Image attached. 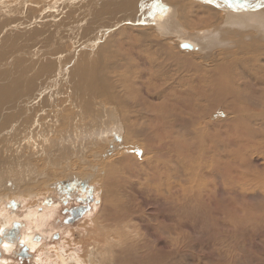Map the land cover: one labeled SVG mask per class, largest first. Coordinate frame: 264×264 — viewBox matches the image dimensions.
I'll return each instance as SVG.
<instances>
[{"label": "rangeland", "instance_id": "rangeland-1", "mask_svg": "<svg viewBox=\"0 0 264 264\" xmlns=\"http://www.w3.org/2000/svg\"><path fill=\"white\" fill-rule=\"evenodd\" d=\"M121 1L0 0V88L5 89L6 91L1 96L0 101V106L3 107L2 109L0 107V154L2 153L0 155V164L8 159L7 157L10 153L15 155L17 151L20 153L22 148L25 150L27 147V143L24 142V138L22 136H20L22 139L18 142L14 140L15 138L12 139L15 131L19 133L21 132V134L24 132V134H29L30 129H35L37 132H39L40 129V131H44L47 128L46 124L51 129L52 126L57 124L59 121L60 123L58 122V124L55 125V129L53 128L55 131L53 132L54 135H51L49 140L55 139L54 142L55 144L58 143V145L61 143V140L63 139V136L65 135V132L69 126V117L76 114L79 109V107H76V99L73 97L74 89L72 82H74V77H76L78 74L77 71L79 72L83 70H77V68L82 64L83 66H86V63L90 67L96 66V71L99 72L96 59L99 46L107 43L111 44V48L108 50H104V48H102V52H104L102 54L105 56H103L100 61L102 64L114 66V68L110 70L112 71L110 72V80L112 83H117L116 78L118 75L129 77L131 72L130 68L128 69V67H131L132 65L134 67V72L139 71V69L141 71L139 75H136L138 78H135V83H133L134 86L140 89L143 98L148 99L153 104H155L166 100V98L169 102L175 98L184 101V103L195 101L200 95L202 88L205 89L204 85L199 80V75L202 71H208L210 73L214 67L217 68V66L220 65L219 63H235V61L241 55L240 50L237 49L238 47L234 50V45L237 43L241 45L245 44L244 42L249 41L248 45H250V48L253 49L251 45L254 46L255 42H257V44L262 42L261 40H258V38L252 37V35L256 34L255 32H257L255 27L249 25V27H246L244 31L236 30L234 27H232L231 22L227 23L229 22V20H227L229 17L225 14L226 11L222 10L226 9L228 11V9L224 5L217 6L213 16L210 13H206L205 16L209 19L211 18V26L216 25V29H219L218 31H225V39L223 40H226L227 42L225 47H221V49H219L221 51L218 50L217 53H220V55H213L212 62L207 60L209 62L208 63L206 61H202L201 58H199V60L195 53L186 50H180L175 36L161 38L159 33L155 31V29H152L153 27H151L150 13L151 11L155 10V5L159 4L160 2L162 4L177 5L178 13L177 11L175 13L178 14L179 19L188 29L195 31L205 28L209 25L205 24L207 19L205 17L194 16L193 5H195V3H193V1L130 0V5L125 4L123 8H118ZM190 3H193L192 6L187 8L186 5H191ZM45 7L47 9H45ZM190 11H192L191 14ZM229 11L231 12V10ZM216 12L218 15L215 14ZM142 14L145 17L149 16L150 18H148V20L144 19L141 23V19L144 17ZM126 17H129V19L125 20ZM214 19L217 20L215 21ZM54 20L56 22H54ZM113 20L115 22H113ZM93 21H98V25H100L98 29L93 27V30H91V27H87L88 25L92 24ZM62 23L63 30H61V33L59 32L61 34V37H59L57 33L58 30H60ZM40 34L44 36L42 37ZM89 35L91 38H88ZM40 37L42 39H40ZM86 38H88L90 42L84 43L83 41ZM229 38H231L232 41ZM136 44L139 45L138 49L134 47ZM146 48H149L150 51L148 49L146 50ZM255 48L256 49L253 55L259 56L260 49L263 47L256 45ZM113 51H115L114 54ZM37 52H39V54H37ZM158 52L160 54H158ZM62 54L64 56H61L62 58L60 59V55ZM148 55L149 57L150 55L152 57V60H150L151 62H153L154 59L157 60L158 65L156 69L159 73H162L161 78L159 79L153 76L151 78L152 84L149 86L145 84V74L149 72H155L156 69L154 67L152 68L151 66H147L150 59ZM40 57H43L42 60ZM91 57L94 58L93 61L90 60ZM25 61L27 62L25 63ZM204 62L206 63L204 64ZM63 64L65 69L63 68ZM239 64H242V62L239 61ZM117 66H120V68ZM135 66H138L139 69H136ZM49 68H51L52 71H50L51 69ZM124 70L126 71L125 73ZM62 71L65 73H61ZM227 72H229V77L231 72L233 74V69H228ZM115 73H117V75ZM55 74H57L58 77ZM205 77L207 78L208 76ZM119 78L120 77H118V79ZM202 78L206 80V78ZM28 79L32 82V79H35L33 86L30 88L28 85L29 87L27 86L23 88V86H21L22 83H27ZM50 80L54 82L51 83ZM5 81L7 83H5ZM48 83H51L52 86L51 84L48 85ZM56 85L57 87H55ZM52 87H54L55 90ZM119 87L120 86H118L116 89L118 90ZM121 87L118 90L119 94H122V98L128 99L129 95L127 91L123 90L125 89L124 86ZM112 97L113 96L111 94L106 93L102 89L97 91L95 93L94 99L98 107L97 113H100V115L92 116L93 119H83L82 126L77 128L75 131V142L72 143V140L70 139L68 141L66 140L64 143L68 145V149L73 148L74 146L77 148V150H81L82 143H86L85 145L89 147L84 149L85 155L83 156V159L77 156L80 154V152L78 154L72 155V153L67 151V154L64 153V155L62 152L58 151V146H56L53 148L52 153H47L46 155L45 153L41 155L39 152H36V150H32L33 152L35 151V155H33L31 150H25L26 154L24 157H18L20 159L19 163L21 164V169H19V166L14 167V162H8L10 164H7L8 166L6 167L10 169L5 168V171H11L10 173L12 174L8 173L6 178L11 175L14 178L18 176L20 177H18L13 183L15 186L10 187L14 189V192L10 191V188H7V185L0 186V197L6 196V201L0 200V214H6L5 217L2 218V221L7 224L13 221L24 223V226L22 227V241L26 239V234L33 235L34 233L36 238L38 235H41L42 237L38 241L33 240V242L37 243V247L27 243L24 240L26 244L29 245V247L31 246L30 252L34 254L32 257L24 256L22 253L15 254L13 251H10L11 244L6 243L8 247H6L7 249L4 248L3 250L4 252L2 258H0V264H100V261H98L99 256L101 257V262H103L102 264H116L117 262H126L128 264H264V199L259 196V194L263 196L264 186L260 188H256L255 186L253 188L248 186H245V188L244 186L242 187L245 193L249 195H255L257 201L247 198L243 204L240 199H232L230 203H225L228 202L230 196L224 195L222 190L224 174L222 171H214L213 185L216 188L215 191L219 190L216 193V199L218 198L217 204L223 209L225 207L228 208L229 205L234 208H241L247 212L243 214V219L239 221L236 219H230L226 217L223 212H220L217 215L218 218L221 221H229V225L218 226L214 221L215 215H210L209 212H206L199 204L196 206L197 208L194 207L195 202L190 199H187L188 201L186 202V205L189 206L190 209L187 210L185 208L186 212L181 213L177 207V201L172 200L171 197L170 199L168 198L167 190L169 185L174 182L178 171H192L193 162L187 163L185 167L181 169L180 165L178 164V161L181 159V157L175 153H172L171 155L168 153V156L161 160L152 157V160L155 162L158 160L162 161V165H157L158 162L156 164L151 162L152 154L144 153L146 149L145 147L153 144L157 146L159 143L152 141V139H145L144 136H139L137 137L138 139H126L125 134L128 129V125L122 118L124 112L121 110V107H119V105L112 100ZM253 97L255 98V95H253ZM101 102L104 104L100 105ZM166 103L168 104V102ZM27 104L29 105L27 106ZM60 104L63 106V108ZM73 104H75V106ZM46 110H48L49 113H47ZM18 111L20 112L18 113ZM28 111L30 112L28 113ZM111 111H113L115 114V121L112 122H114L116 125L117 132L121 133V140L114 139V134L108 133L107 131L104 139L105 141L100 140L102 143L100 142L96 148L93 145L92 147L90 145L91 141L94 138L98 139L99 132L102 130V124L99 123L101 118H103L101 115H107ZM20 113H22V115ZM79 113L82 114L83 111L80 110ZM152 113H155V111H152ZM48 114L51 116H48ZM59 116L60 118H63L60 119ZM228 116V112L219 110L212 113V115L208 117V120L210 122H218L224 120V118H228ZM55 117L58 119L57 122L54 121L56 120ZM31 119L33 122L28 121ZM26 123H31L33 126L30 124L29 127ZM11 125L15 131L12 129ZM42 128L45 129L43 130ZM6 129H8V131ZM169 133L173 134V130H170ZM39 135L40 133H38L36 136V139L38 140L36 144L41 142V146H43L44 141H46L48 137L46 138L45 133H43L42 136ZM176 135L179 134L174 133L173 136L175 137ZM2 139L4 140L2 141ZM109 140L110 142L111 140L112 142H115L114 145L118 146V144H120L119 146L121 147L118 148L116 146L117 149H111L106 153L108 155H106L104 158L100 157L103 153H99V156H97V159L95 160L94 156L92 155L93 151L99 149L100 146L102 147L103 151L106 150L110 146ZM28 141L31 142L32 139ZM12 142L14 144H11ZM12 147L14 152L11 151ZM246 147V152L252 153V151L249 150L251 149L250 146L246 145ZM38 148L39 147H37V150ZM120 148L125 150L127 154L124 156L116 155L115 152H118ZM70 150L72 151V149ZM75 153H77V151H75ZM143 154H145V156ZM134 156H137V160L140 162L137 164V166H134L133 164ZM248 156L253 158L254 164L257 161L256 165H261L262 162L264 163V159L262 157L263 155L260 157V155H255L252 153L248 154ZM3 157L6 158L4 159ZM110 160V163L112 164L105 168ZM207 162L208 156L205 155L201 162L202 167H200V171H202V173L211 171L210 168L203 166V164L206 165ZM11 163L13 165H11ZM147 163L150 164L152 169L148 167ZM32 165L34 168H32ZM90 165L97 166V169L91 170ZM23 167L24 172L20 171L21 175L23 176L18 173L17 176L15 174L16 171L22 170ZM66 167L67 169L65 170ZM13 168H15V170H13ZM252 168L250 171H233V175L235 178H237L236 176H239L238 178L244 176L247 177L248 174L251 175L253 173L252 171L254 170ZM27 171L32 172L30 173ZM13 172H15L14 175ZM76 172L85 175L82 176L83 181H86V185L83 187V189L79 187L80 185H75L74 188L70 187V183H72L71 178H76L73 175V173ZM244 172L246 174H243ZM113 173L120 174V179L123 180L120 181V183H125V191L130 194L131 202L133 203L135 201L136 205L132 206L130 204H124L125 206L118 207L116 204L110 203V201L106 200L107 202H105L104 195L101 191L102 188L100 185V178L102 176L107 177L109 174L112 175ZM136 173L138 175H136ZM151 173L157 174V179L154 183L146 179V176ZM28 174L32 176L30 177ZM24 175L28 176L24 177ZM76 176L77 179H79L80 176ZM20 178L24 180V183L22 182L24 186L21 183ZM68 178L71 181L68 182L69 184L67 182L65 183ZM199 178L202 179V181L205 180V178L197 176V183L201 182ZM59 181H63L65 184H60ZM159 181H161L163 186L157 185ZM55 183L57 184V187H54L53 185L51 186V184ZM30 184H32L31 187ZM186 185H191L193 188L191 182L186 183ZM205 187L209 189L207 185ZM55 188L58 190L57 192L53 191ZM201 189L203 192H206L204 187ZM171 190L176 196L180 195L179 186L173 185ZM247 190L251 191L252 193H249ZM197 191L201 192L199 186H197ZM160 193H162V196ZM16 195L20 198L14 199V197H11ZM27 195L30 196V198H27ZM183 201H185V199H180V202ZM11 202L15 203L16 205H7ZM81 205H86L88 208L78 219L71 221V209ZM193 207L196 209L195 211H193ZM33 208L36 209L35 215H39V219L36 218L39 221H36L40 224H37L33 217L31 218V215L28 216ZM50 209H53L54 212ZM112 209L115 211H124L126 213L129 212L130 218L128 214V222L132 231L128 232L127 234L129 235V241L134 238L136 243L139 241L141 242L140 244H143V246L146 244L145 249L140 251L136 250L134 252L131 250V244H128V241L124 240L125 236L121 235V230L119 228V230H114L115 226H117L116 220H110L106 217L108 214L109 216L112 214ZM241 209L239 211H241ZM48 211L51 212L49 213ZM41 214H44V217ZM157 214L163 215L168 228L176 229L177 234L173 233L170 235L168 232L167 235H163L158 228L157 219H155ZM47 215H49V217ZM175 215H179V218L184 221L182 225L175 224L172 218ZM30 219L32 220V223ZM41 221L43 222L42 224ZM231 221H235V223H230ZM11 224H8L9 227H11ZM32 225L36 228L32 229ZM121 225L123 227V224ZM228 229H230L231 232L227 233L226 231ZM242 229V235L238 236L237 234H233L236 231L241 233ZM106 246L108 249H106ZM97 250L100 251L98 257L94 256L95 251ZM121 251H125V253L122 252L119 254ZM145 257L147 258V262H142ZM157 258L158 260H155ZM161 258L164 259L162 260ZM65 259L68 260L67 263L65 262Z\"/></svg>", "mask_w": 264, "mask_h": 264}, {"label": "bare ground", "instance_id": "bare-ground-1", "mask_svg": "<svg viewBox=\"0 0 264 264\" xmlns=\"http://www.w3.org/2000/svg\"><path fill=\"white\" fill-rule=\"evenodd\" d=\"M115 1L117 2L118 0H115ZM187 1H195V3L197 2V0H187ZM211 1L217 3L215 5H218L219 3H220V5H223L218 0L217 1L211 0ZM258 1L259 0H254V2L253 1L251 2L250 0H236V1L232 2L237 7H250L252 5L254 6L253 7L254 9L247 10V11H236V10L230 9V8H228V7H226L224 5L228 9V11L226 9H222V10H225L226 12H228V13H226L225 11H223L229 17V19H227V20H229V22H227V23L231 22L232 27H234L238 31H244V29L246 27H249V25L255 27L257 32H255L256 34L252 35V37H256V38H258V40H261L262 42L259 43V44H257V42H255L254 46L251 45L253 47V49L250 48V45H248L249 41L244 42L245 44H241V45L239 43H237V44L234 45V50H235V48L238 47L237 49L240 50L241 55L235 61V63H229V64H227V63H219L220 65L217 66V68L214 67L210 73L208 71H202L200 73V75H199V80L204 85L205 89L202 88V91L200 92V95L197 97V99L195 101H193V102H185L184 103V101L179 100L178 98H175L174 100H171V102H169L168 99L166 98V100H163V101H161L159 103L153 104L148 99L143 98L142 95H141L140 89L135 87L134 84H133V83H135V78H138V77H136V75H139L140 72H141L138 66H135L136 69H139V71H137V72H134V67L132 65H131V67H128V69L130 68V72L131 73H130V76L128 74L127 75L130 78L118 75V77H120V78L118 79V77L116 76L117 77L116 78L117 79L116 80L117 83L116 84L112 83V81L110 80V72H112V71H110V70L113 69L114 66L113 65L109 66L108 64H102L101 61H100V59L103 56H105L104 54H102V53H104V52H102V48H104V50L105 49L108 50V49L111 48V44L107 43V44H104L102 46H99V51H97L98 54H97L96 59H97V63H98L97 66L99 68V72L96 71V66L95 67H90L85 62L84 63H85L86 66H83V64H82V65H80L77 68V70H83L84 71V73H83V71H79V72H82V73H79L77 71L78 74H77L76 77H74V82H72L73 83L72 84L73 85V89H74L73 97L76 99V107H79V109H78V112L76 114H74L73 116L69 117L70 118L69 126H68V128H67V130L65 132V135L63 136V139L60 136V138L62 139V140L60 139L61 143L59 142L60 144L58 145V143L55 144V142H54L55 139L49 140L50 136L54 135L53 132H55L54 131L55 125H57L58 122H59V121L57 122L58 119L56 117H55L56 120H54V121H56L57 124H54L52 126L51 123L49 122L50 125L52 126L51 129L46 124L47 128L46 127H45L46 129L42 128L43 130L45 129L44 131H40L41 129L40 130L38 129L39 132H37L35 129H33V130L30 129V133L29 134H24L25 132L23 134H21V132L20 133L16 132L15 129H13V126L11 125L12 129L15 131L12 139L15 138L14 140L18 142V141H20L22 139L20 137V136H22L24 138V142L27 143L26 144L27 147L25 148V150H31L33 155H35L34 154L35 151L33 152L32 150H36V152H39L41 155L44 154V153L46 155L47 153L48 154L52 153L53 148L58 146L57 147L58 151L62 152L63 154L66 153L67 151L72 153V155L73 154H78L80 152V154L77 155V156H79V158L83 159V156L85 155V150L84 149L89 147V146L85 145L86 143L85 144L82 143V149L80 148L81 150H77V148L74 147V146H73V148H69L68 149V145H66L64 143H65L66 140L68 141L70 139L72 140V143L75 142V140H74L75 139V131H76L77 128L82 126L83 119H87V120L89 118L93 119L92 116L100 115V113H97L98 107H97V104L95 102L94 96H95V93L97 91L102 89L106 93L111 94L113 96L112 100L115 101L119 105V107H121V110L124 112V115L122 116V118H123L124 122L128 125V127H127L128 129H127L126 134H125V138L126 139H128V138H130V139H135V138L138 139L137 137H139V136L143 137L144 136L145 139H152V141H156L157 143H159V144H157V146H155L153 144V145H148L147 147H145L146 149H145L144 153L152 154L151 162H153L154 164H156L158 162L157 165H159V164L162 165V161H160V160L163 159L164 157H167L168 153L170 155L172 153H175V154H178L179 157H181V159L178 161V164L180 165L181 169H183L187 163L193 162L192 171H178V173H177V175H176V177L174 179V182L169 185L168 190H167L168 198L170 199V197H171L172 200L177 201L176 204H177V207L179 208V210L181 211V213H185L186 212L185 208L187 210L190 209L189 206L186 205V202L188 201L187 199H190V200H192L193 202L196 203V204L194 203V205H195L194 207H196L199 204L201 207L204 208V210L206 212H209L210 215H212V216L215 215L214 216V221L216 222L215 224H217L218 226H220V225L221 226L229 225V223H228L229 221H221L218 218L217 215L220 212H223L226 215V217H228L230 219H236L238 221L242 220L243 217H244L243 214L247 213L246 211H244V210H242L241 208H238V207L234 208L231 205H229L228 208L225 207L223 209L222 207H220L217 204V199L218 198L216 199V193L219 190L215 191L216 188L214 187L213 182H214V171H222L223 174H224V182H223V189L222 190H223L224 195L230 196L228 202L224 201L225 203H230L232 201V199H236V200L240 199L242 201V204L245 203L247 198L256 200V196L255 195H249V194L245 193L243 191L242 187L244 186V188H245V186H248V187L253 188L255 186L256 188H260V187L264 186V163L262 162L261 165H256L257 161L254 164L253 163V158L249 157L250 155L248 156V154H252L253 153L255 155H260V157L263 155L262 157L264 159V1L262 2L263 6H260L259 8H255L256 4H258ZM55 3H58V2H55ZM129 3H131L130 0L129 1L123 0V1L120 2V6H118V8H120V7L123 8L125 6V4L130 5ZM139 6H141V5H139ZM202 6H204V5H202ZM262 7H263V9H262ZM154 8H155V10L151 11V13H150V15H151V27H153L152 29H155V31H157L159 33L161 38L162 37L168 38L169 36H175L176 39H177L178 47L180 46L181 43H183V41H188L189 42V40H190L194 44V46L197 47L194 50H190V52L195 53L197 55L198 59L201 58L202 61L208 62L210 60L209 62H212L213 55H215V56L216 55H220V53L219 54L217 53L218 50L221 49V47H225L226 46V42L227 41L223 40V39H225L224 36H225L226 33L223 30L218 31L219 29L218 28L216 29V25H214V26L208 25L205 28L193 31V30L188 29L182 23V21L179 19L178 14L175 13L176 11L178 13V6L177 5H175V4H171V5L162 4V3L159 2V4H156ZM208 8H210V7H208ZM214 8L212 9V11L209 10V12H207V11L206 12L212 14V16H213L214 12L216 11ZM45 9H47V8L45 7ZM49 10H50V8H49ZM124 10H125V8H124ZM124 10H123V12H124ZM205 10H207V9L205 8ZM229 10H231V12ZM165 11H166V14H162ZM119 12H118V15H119ZM191 12L192 11H190V14H191ZM233 12H243L244 14H237V13H233ZM51 14H52V12H51ZM139 14H140V12H139ZM215 14H217V12ZM146 17L144 16L141 19V23L143 22L144 19L148 20V18H150L149 16L147 18ZM216 18H218V17H216ZM224 18H226V17H224ZM128 19H129V17L125 18V20H128ZM114 20H113V22H115ZM139 20H140V18H139ZM214 20L216 21L217 19H214ZM219 20H221V19H219ZM123 21H124V19H123ZM54 22H56V21L54 20ZM108 23H110V22H108ZM141 23H140V25H141ZM16 24H18V23H16ZM99 26L100 25H98V21H95V22L93 21V23L88 25L87 27H91L92 28L91 30H93V27L98 29ZM17 27H15V28H17ZM60 27L61 28H60V30H58V33H57L59 35V37H61L60 33H61V30H63V23L61 24ZM96 34H98V33H96ZM238 34H240V33H238ZM40 35L42 36V34H40ZM88 38H91V36L89 35ZM88 38H86L83 42L84 43L90 42V40ZM40 39H42V38L40 37ZM229 39H231V38H229ZM46 40H47V38H46ZM231 41H232V39H231ZM233 42H234V40H233ZM75 43H76V41H75ZM145 43H147V42H145ZM98 44H99V42H98ZM256 45H260L261 47H263V48L260 49L259 56L253 55L254 52H255V49H256L255 48ZM141 46H142V44H141ZM134 47L138 49L139 45L136 44ZM145 47H147V46H145ZM230 48H232V47H230ZM140 49H141V47H140ZM147 49L149 50V48H146V50ZM143 50H142V52L144 53ZM180 50H184V49L180 48ZM186 51H188V50H186ZM219 51H221V50H219ZM114 52L115 51H113V54H114ZM37 54H39V52H37ZM42 54H44V53H42ZM94 54H96V53H94ZM148 54H150V53H148ZM158 54H160V53L158 52ZM61 56H64V55L63 54L60 55V59L62 58ZM90 56H91V54H90ZM148 57H149V55H148ZM40 58H39V60H40ZM42 58H41V60H42ZM149 58L150 59H149V62L147 64V66H151L152 68L154 67L156 69L157 65H158L157 60L154 59L153 62H151L150 61V60H152L151 55H150ZM183 59H184V57H183ZM41 60H40V62H41ZM90 60L93 61L94 58L91 57ZM239 61L242 62V64H239ZM26 62L27 61H25V63ZM206 62H204V64ZM220 62H221V60H220ZM230 62H231V60H230ZM81 63H82V61H81ZM64 64H63V68L65 69ZM135 64H137V63H135ZM68 66H69V64H68ZM120 66L119 67L117 66V67L120 68ZM26 68H27V66H26ZM231 68L233 69V74L231 72L230 76L228 77V73L230 71L229 72H227V71H228V69H231ZM18 69H19V67H18ZM36 69H37V67H36ZM49 69H51V68H49ZM114 70H116V69H114ZM159 70H160V68H159ZM50 71H52V69ZM63 72L64 71H62L61 73H63ZM125 72L126 71L124 70V73ZM34 73H36V72H34ZM54 73H55V71H54ZM117 73H115V74L117 75ZM119 73H121V72H119ZM122 73H123V71H122ZM19 74H20V72H19ZM161 74L162 73L161 72L159 73L157 69H156L155 72H151V73L149 72V73L145 74V77H146L145 84L147 86L151 85L152 84L151 78L154 76L155 78L159 79V78H161ZM252 74H255V75H252ZM31 75H33V74H31ZM53 75H50V76H53ZM55 75L57 76V74H55ZM205 76H208V77L210 76V77L206 78ZM202 77L206 78V80H204ZM36 78H38V77H36ZM1 79H3V78H1ZM32 80L34 82L35 79H32ZM113 80H114V78H113ZM28 81H29V79H28ZM28 81H27V83H22L21 86H23V88H24V87H27L29 85L30 88H31L34 83L32 81H29V82ZM53 82L51 81V83H53ZM5 83H7V82L5 81ZM50 84L48 83V85H50ZM51 86H52V84H51ZM118 86H120V87L124 86L125 89H123V90L127 91L128 95H129V98L127 97L128 99H124V98L121 97L122 94L120 95L119 91H118L120 87L118 88V90L116 89ZM55 87H57V85ZM52 88L54 89V87H52ZM121 88H123V87H121ZM37 89H38V86H37ZM24 91H26V90H24ZM207 91H209V92H207ZM255 91H256V94H255ZM5 92H6L5 89L0 88V101H1V96ZM68 92H69V90H68ZM17 95H18V93H17ZM253 95H255V98L253 97ZM21 96H23V95H21ZM58 99H59V97H58ZM4 100H6V99H4ZM130 101H132V102H130ZM166 102H168V104ZM52 103H54V102H52ZM55 103H56V101H55ZM43 104H44V102H43ZM103 104H104L103 102L100 103V105H103ZM28 105L29 104H27V106ZM54 105H56V104H54ZM73 105L75 106V104H73ZM0 107H1V109L3 108L2 106H0ZM62 108H63V106H62ZM28 109H29V107H28ZM80 110L83 111L82 114L79 113ZM219 110L224 111V112H228L229 113L228 118H224V120H221V121H218V122H214V121L210 122L208 120V117L210 115H212V113H214L216 111H219ZM36 111H37V109H36ZM46 111H47V113H49L48 110H46ZM152 111H155V113H152ZM19 112L20 111H18V113ZM29 112L30 111H28V113ZM20 114L22 115V113H20ZM40 115H42V114H40ZM114 115L115 114H114L113 111L109 112L107 115H105V114L101 115L103 118H101L99 123L102 124V130L99 132L98 139L94 138L91 141V143H90L91 146L93 145L96 148L101 141H105L104 139H105V136L107 134V131H108V133L114 134V136H115L114 139L121 140L120 137H122V135H121V133L117 132V130H116L117 127L114 124V122H112V121H115L114 120ZM6 116H7V114H6ZM48 116H51V115L48 114ZM60 116H59V118H60ZM13 117H11V118H13ZM40 117H42V116H40ZM34 118H36V117H34ZM53 118H54V116H53ZM61 118H63V117H61ZM29 119H30V117H29ZM28 121L33 122L32 119L28 120ZM46 122H44V123H46ZM26 124H28V123H26ZM30 124H28L29 127H30ZM9 126H10V124H9ZM87 129H88V127H87ZM176 129H178V130H176ZM6 130L8 131V129H6ZM170 130H173V134L169 133ZM119 132H120V130H119ZM38 133H40L39 136H42L43 133H45L46 138L48 137V139H46V141H44L43 146H41V142L36 144V142L38 141L36 139V136H37ZM174 133H178L179 135H176L175 136L176 138H175L173 136ZM16 137H17V139H16ZM30 139H32L31 142L28 141ZM43 139H45V138H43ZM3 140L4 139H2V141ZM56 141H58V140H56ZM125 142H126V140H125ZM109 143H110V146L108 147L109 149L107 148L106 150L103 151L102 147L100 146L99 149L93 151L92 155L94 156L95 160L97 159V156H99L98 155L99 153H103V154H101L100 157L104 158L106 155H108V154H106L108 151H110L111 149L113 150V149L116 148L117 145H114L115 142H112V140L110 142V140H109ZM11 144H14V143L12 142ZM119 145L120 144H118V146H117L118 148L121 147ZM246 145L250 146L251 149H249V150H251L252 153H247L246 152V149H247ZM33 146H34V149H33ZM122 146H123V144H122ZM37 147H39L38 150H37ZM71 147H72V145H71ZM11 149H12L11 151H13V147ZM70 149H72V151ZM23 150H24L23 148L20 150L21 154L18 153V151H17V153L15 155L11 154V153L9 155L7 154L8 157L5 155L8 159H6V161H3V163L0 164V186L7 185L8 186L7 188H10L11 186H15V185H13V183L17 180L18 177H20V176L17 175V173L21 175V172H24V167H23L22 170L16 171V173L13 172V175L15 173L18 177L14 178L11 175V176H8L6 178V175L11 172V171H5L8 168V167H6V166H8L7 164H10L8 162H14V167L15 166H19V169H21V164L19 163L20 159L18 157H20V156H21L20 158L24 157V155L26 153H25V150L24 151ZM75 151H77V153H75ZM115 154L119 155V156H124L127 153L125 152V150H122V148H120L118 150V152H115ZM143 155L145 156V154H143ZM205 155L208 156V162H207L206 165L203 164V166L210 168L211 171H208L207 173H204V172L202 173V171H200V167H202L201 162H202L203 157ZM6 157H3V158L5 159ZM139 157H140V155H139ZM152 157H155L156 159H160V160L155 162V161L152 160ZM14 158H15V160H14ZM137 158H138L137 156L133 157L134 166H137V164L140 163L139 160H137ZM102 160H100V161H102ZM86 161H88V160H86ZM110 162H111V160L107 163L106 166H105V164L103 162L105 168H107L108 166H110L112 164ZM56 163H58V162H56ZM147 164H148V167L151 168L150 164L149 163H147ZM11 165H13V164L11 163ZM159 167H161V166H159ZM252 167H254V168H252ZM32 168H34L33 165H32ZM251 168L254 171H252L253 173L251 175L248 174L247 177L244 176V177L238 178L239 176H236L237 178H235V176L233 175V171H239V172H241V171L242 172L243 171H250ZM8 169H10V168H8ZM66 169H67V167L65 168V170ZM90 169L91 170H96L97 166L90 165ZM13 170H15V168H13ZM35 171H36V169H35ZM27 172L31 173L32 171H27ZM239 172H238V174H239ZM82 173H84V172H82ZM247 173H250V172H247ZM10 174H12V173H10ZM243 174H246V173L244 172ZM28 175H24V177L28 176ZM73 175L76 178H71L72 183L74 182L73 184L70 183V187L71 188H74L75 185L82 186V183L86 185V183L84 181H82L83 180L82 176H85V175H83V174H81L79 172L78 173L77 172L73 173ZM76 175L80 176L79 179H77ZM136 175H138V174L136 173ZM21 176H23V175H21ZM36 176H38V175H36ZM69 176L72 177L71 175H69ZM197 176L201 177V178H205V180L202 181V179L199 178V180L201 182L197 183L198 182L197 179H196ZM87 178H88V176H87ZM146 179H148V180H150V181H152L154 183L156 181V179H157V174L156 173L148 174L146 176ZM85 180H87V179H85ZM100 180H101L100 185H101V188H102L101 191H102V194L104 195L105 202L110 201V203H114L118 207L119 206L123 207V206H125L124 204H130L132 206L136 205L135 201L133 203L131 202L130 194L125 191V183L124 182L120 183V181H123V180L120 179V174H117V173L114 174L113 173L112 175L109 174L107 177H103L102 176L100 178ZM20 181L22 183L24 180H22L20 178ZM30 181H31V179H30ZM69 181L70 180L68 178V180L65 181V183L66 182L68 183ZM18 182H19V180H18ZM189 182H191V184L193 185V188L191 187V185H186V183H189ZM59 183L63 184L64 182L63 181H59ZM52 185L54 187H57L56 183L55 184H51V186ZM157 185L158 186H163L161 181H159ZM173 185H177V186L180 187V195L176 196L172 192L171 187ZM204 185L205 186L207 185L209 187V189L207 187H205ZM23 186H24V184H23ZM31 186H32V184H30V187ZM197 186H199V189H200L201 192L197 191ZM202 187H204L206 189L205 190L206 192L202 191V189H201ZM10 191L14 192V189L10 188ZM53 191L57 192L58 190L55 188V189H53ZM248 192L252 193L251 191H248ZM162 193H160L161 196H162ZM24 194H26V193H24ZM259 196L264 199V194H263V196L259 194ZM5 197L6 196L0 197V200L1 201H6ZM11 197L12 198L14 197V199H19L20 198L17 195L16 196H11ZM28 197L30 198V196L27 195V198ZM180 199H185V201L180 202ZM12 202L8 203L7 205H16L15 203H12ZM255 203H258V202H255ZM104 207H105V205H104ZM107 207H110V206H107ZM194 207H193V211L196 210V209H194ZM240 209H241V211H239ZM50 210L53 211V209H50ZM257 210H258V208H257ZM35 213H36V209L33 208V210H31L30 214L28 215V216L31 215V218L33 217L34 221L39 219L38 218L39 215L36 216ZM128 214H129V212L126 213L124 211L121 212V211L113 210L112 214H110V216H109V214L108 215L106 214L107 215L106 217L109 218L110 220H114V219L116 220L117 226H115L114 230L118 229V228L121 230L120 231V232H122L121 235L125 236L124 240L128 241V244H131L130 245V247L132 248L131 250H133L135 252L136 250L140 251L142 249H145L146 248V244H144V246H143V244H140L141 242H139V241L136 243V240L134 238H132V240L129 241V235H127V234H128V232L131 231V227H130L129 222H128V220L130 218V214H129V218H128ZM5 215L6 214H3V213L0 214V232H1L2 229L6 228V227H9L8 224L12 223L11 227H13V222H15V221L9 222L8 224L4 223L2 221V218H4ZM179 215H175V216L172 217L173 221L175 222L176 225H182L183 222H184L183 220H181L179 218ZM47 216L49 217V215H47ZM36 218H38V219H36ZM155 219H157L158 228H159L160 232L163 235H167L168 232L170 233V235L173 234V233L177 234L176 229L168 228V226L165 223L163 215L157 214ZM31 223H32V220H31ZM38 223L39 222H37V224ZM42 223L43 222L41 221V224ZM230 223H235V221H231ZM121 224H123V227H122ZM33 225L31 226L32 229L36 228ZM37 226H39V225H37ZM22 227H23V225H22ZM22 227L20 225L21 235H22ZM40 227H44V226H40ZM226 232L229 233V232H231V230L228 229ZM242 233H243V229H242L241 233L236 231L233 234H237L238 236H240V235H242ZM39 236L42 237L41 235H39ZM25 238L26 239H24V240L27 243H29V244H31L33 246L37 245V243L33 242V240L38 241L36 236H34V233H33V235L26 234ZM25 241H24V243H26ZM10 246H11V250L9 249L10 251H12L14 248H16V249H14L13 252L14 253H20L21 248L16 247L14 244H12ZM6 247H8L6 243H4V244L2 243L1 246H0V248L2 250H4V248H6ZM106 249H108L107 246H106ZM122 252L125 253V251H121L119 254H121ZM99 253H100V251L97 250V251H95V255L94 254L93 255L98 257ZM161 259L163 260L164 258H161ZM146 260H147V258L145 257L142 262H147ZM155 260H158V258L155 259ZM67 261L68 260H66L65 262L67 263ZM98 261H100V264L103 263V262H101V257L100 256L98 257ZM151 261H149V262H151ZM161 262H163V261H161ZM116 264H128V263H126V262L125 263L117 262Z\"/></svg>", "mask_w": 264, "mask_h": 264}, {"label": "water", "instance_id": "water-1", "mask_svg": "<svg viewBox=\"0 0 264 264\" xmlns=\"http://www.w3.org/2000/svg\"><path fill=\"white\" fill-rule=\"evenodd\" d=\"M197 1H204V2H209L213 5L217 4L215 2H212L211 0H197ZM223 5H225L226 7L236 10V11H247V10H252L254 9L253 5L250 7H237L236 5H234L232 2L236 1V0H219ZM264 0H259L258 4H256L255 8H259L260 6H263L262 2ZM215 6H220V3L218 5ZM181 49H186L188 51L190 50H194L197 47H195L191 42L188 41H183V43L180 44L179 46ZM88 208V206L86 205H81L75 208L71 209V212L73 214V217L71 218V221H74L75 219H78L81 214ZM20 225L22 227V225L24 226V223H20L18 221H15V223H13V227H6L4 229L1 230L0 232V246L3 243H10V244H14L16 247L21 248L20 253L24 254V256H30L32 257L33 254L30 252V247L24 243V241H22V235H21V230H20ZM58 234V233H55ZM41 237L38 235L37 236V240H40ZM19 252V251H18ZM20 253H15V254H20ZM3 255V250L0 248V258H2Z\"/></svg>", "mask_w": 264, "mask_h": 264}, {"label": "crops", "instance_id": "crops-1", "mask_svg": "<svg viewBox=\"0 0 264 264\" xmlns=\"http://www.w3.org/2000/svg\"><path fill=\"white\" fill-rule=\"evenodd\" d=\"M213 1H217V0H213ZM219 1V0H218ZM251 2L253 1L254 2V0H250ZM194 3H195V1H193ZM220 2V1H219ZM191 5H186V7L188 8L189 6H192V4L193 3H190ZM202 5H204V6H202ZM212 6V7H211ZM241 6V5H240ZM208 7H210V8H208ZM216 8L217 9V6H215V5H211V3H209V2H204V1H197L196 3H195V5H193V12H194V16L195 17H205L206 19H207V21L205 22V24L206 25H210V19L208 18V17H206L205 16V14L207 13V12H209V10L210 11H212V9L213 8ZM205 8L207 9V10H205ZM214 8V9H215ZM259 10V9H258ZM207 11V12H206ZM214 11V10H213ZM233 13H237V14H244L243 12H233ZM196 19V18H195ZM189 42H191L190 40H189ZM192 43V42H191ZM193 44V43H192ZM194 45V44H193ZM83 181V180H82ZM86 182V181H85ZM84 185L85 184H83L82 183V186H79L80 188H82L83 189V187H84Z\"/></svg>", "mask_w": 264, "mask_h": 264}, {"label": "flooded vegetation", "instance_id": "flooded-vegetation-1", "mask_svg": "<svg viewBox=\"0 0 264 264\" xmlns=\"http://www.w3.org/2000/svg\"><path fill=\"white\" fill-rule=\"evenodd\" d=\"M73 217V214H72V212H71V218ZM12 245V244H11ZM14 249H16V248H14ZM14 249L12 250V251H14ZM22 255H24V254H22Z\"/></svg>", "mask_w": 264, "mask_h": 264}, {"label": "snow or ice", "instance_id": "snow-or-ice-1", "mask_svg": "<svg viewBox=\"0 0 264 264\" xmlns=\"http://www.w3.org/2000/svg\"><path fill=\"white\" fill-rule=\"evenodd\" d=\"M162 14H166V11L164 13H162Z\"/></svg>", "mask_w": 264, "mask_h": 264}]
</instances>
